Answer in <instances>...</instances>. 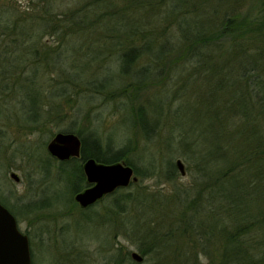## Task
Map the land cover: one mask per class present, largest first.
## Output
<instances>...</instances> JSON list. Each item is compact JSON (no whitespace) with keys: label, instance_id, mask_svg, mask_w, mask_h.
Segmentation results:
<instances>
[{"label":"trees","instance_id":"trees-1","mask_svg":"<svg viewBox=\"0 0 264 264\" xmlns=\"http://www.w3.org/2000/svg\"><path fill=\"white\" fill-rule=\"evenodd\" d=\"M212 1L222 0H38L37 15L29 13L28 18L19 19L24 23H41L43 30L56 38L57 47L50 48V62L57 68L53 70L61 72V81L58 93L51 95L64 98L69 105L87 96L84 92L103 94L108 101L130 98L157 80V84H165L163 88L172 92L174 99L181 101L185 87L176 88L170 81L179 78L187 60H195L194 72L204 73L208 82L218 78L213 85L215 91L227 92L222 100L223 110L233 112L234 127L230 129L227 122L224 144L223 136L215 138L211 149L215 154L208 152L199 156L200 160L190 158L197 142L186 140L183 134L189 132L180 126L176 125L177 130L171 127L173 135L165 144L171 138L182 143L179 152L194 160L196 166L197 180L182 191V196L174 195L178 207L166 211L170 215L171 210V218L183 227L179 230L170 224L161 231L135 230L133 234L142 241L139 251L144 261L136 263L126 253L122 260L129 263L144 264L149 257L153 264H203V256L206 264H264V16L235 13L237 0L224 11L222 21L212 25L207 22V30L191 34L188 27H183L185 21L194 14L211 20L219 11V5L211 6ZM73 40L79 41V53L70 49ZM98 40L111 41L113 47L106 51L102 44L93 48V44L100 43ZM237 41L241 45L234 50ZM241 41L254 46L252 51L244 49ZM234 57L238 61L236 70L228 65ZM223 58L228 62L221 63ZM120 76L125 77V82L115 84V78ZM134 101L135 98L130 99L132 126L147 148L168 124L159 117L153 118L152 101ZM168 103L171 106V99ZM31 117L37 125L44 122L39 114ZM63 132L77 134L82 142L81 157L60 164L61 171L73 182L72 195L89 186L82 166L90 158L106 164L124 161L133 167L138 184L151 177L172 182L180 175L172 158L164 166L150 162L145 169L132 164L130 154L138 147L135 140L118 146L97 128ZM203 160H216L218 169L210 174L209 164L206 167ZM137 191L125 192L120 188L104 198L109 199L111 215L123 216L126 229L135 225L137 219L146 220L137 213L144 211V203L152 193ZM141 196L144 201L140 202ZM167 205L157 202L151 207L152 213L163 212L162 206ZM122 260L114 262L120 264Z\"/></svg>","mask_w":264,"mask_h":264},{"label":"rangeland","instance_id":"rangeland-1","mask_svg":"<svg viewBox=\"0 0 264 264\" xmlns=\"http://www.w3.org/2000/svg\"><path fill=\"white\" fill-rule=\"evenodd\" d=\"M37 1L0 0V203L9 209L16 217L20 230L28 235L32 264H108L121 261L126 253L130 257L132 252L141 254L139 247L142 241L133 232L139 228L142 231L166 229L170 224L175 229H182L183 226L180 227L179 222L171 218V210L178 207L174 195H181L197 180L194 160H188L185 154L179 152L182 143L171 138L170 143L165 144L173 135L171 127L177 130L176 125L180 126L184 132H189V135L183 134L186 140L197 142L192 154L189 153L190 158L194 156L200 160L199 156L208 152L215 154L211 151L215 138L223 136L224 144L227 122L231 124L230 129L234 127L233 112L223 110L222 100L226 99L227 92L215 91L213 85L218 78L213 83L208 82L204 73L194 72L195 60H187L179 78L170 81V85L173 83L176 88L180 85L185 87L181 91V101L174 99L172 92L170 94L163 88L164 83L157 84L158 80L144 92L130 98L117 97L114 101H108L103 94L88 92H84L87 96L70 105L64 98H52L51 93H58L61 81V72L53 70L57 68H53L50 62V48L57 45L56 38L44 31L39 22L24 23L19 20L20 16L28 18L29 13L37 15ZM236 1H212L211 6L219 5V11L213 14L211 20L206 21L205 16L194 14L188 17L183 27H188L191 34L207 30V22L212 25L214 21L215 24L222 21L224 11L233 7ZM235 13L260 18L264 16V0H239ZM98 41L100 43L93 44V48L102 44V49L106 51L108 47H113L111 41ZM238 41L233 44L234 50L241 45ZM240 43L249 51L254 47L245 45L244 41ZM70 49L79 53V41L73 40ZM222 62L227 63L228 59L223 58ZM228 63L236 70V58ZM232 75L235 77L236 72ZM124 80L125 77L120 76L114 81L120 85ZM252 81L250 79V83ZM133 98L134 104L145 99L152 101L150 110L153 118L159 117L168 124L161 131V136L149 143L150 148H145L143 138L132 126L130 99ZM170 99L171 106L168 103ZM36 114L44 121L43 124L33 122L31 116ZM81 127L97 128L118 146L135 140L138 147L130 154V159L138 168L145 169L150 162L164 166L171 158L174 163L180 159L185 165L186 175H178L172 182L162 177H151L139 184L136 182L138 185L133 183L122 188L125 192L144 190L146 195H155L151 194L144 203V211L142 209L141 214L137 213L139 218L142 215L146 220L140 222L137 219L135 225H129L127 229L123 216L110 214L107 198L90 211L82 210L71 194L73 182H69L60 169L62 165L47 151V145L56 133ZM203 163L206 167L209 164L210 174L218 169L216 160H203ZM12 172L18 175L19 182L10 177ZM143 198L141 196L140 202L144 201ZM157 202L168 205L166 208L162 206L163 212L154 215L151 207ZM167 208L171 209L170 215H167ZM206 262V258L201 256V263ZM153 263L152 258L146 257L144 264ZM120 264L135 263L122 260Z\"/></svg>","mask_w":264,"mask_h":264},{"label":"water","instance_id":"water-1","mask_svg":"<svg viewBox=\"0 0 264 264\" xmlns=\"http://www.w3.org/2000/svg\"><path fill=\"white\" fill-rule=\"evenodd\" d=\"M81 139L71 132H58L47 145L49 155L59 161H68L81 157ZM176 167L181 176L186 175L184 163L178 159ZM86 182L90 186L78 192L74 200L82 209H86L117 189L126 188L138 182L132 166L124 161L115 163H100L95 159H87L83 163ZM10 177L18 182L19 177L12 172ZM131 258L142 263L144 257L138 252H132ZM30 243L27 234L18 227L14 215L0 203V264H31ZM108 264H114L110 262Z\"/></svg>","mask_w":264,"mask_h":264},{"label":"flooded vegetation","instance_id":"flooded-vegetation-1","mask_svg":"<svg viewBox=\"0 0 264 264\" xmlns=\"http://www.w3.org/2000/svg\"><path fill=\"white\" fill-rule=\"evenodd\" d=\"M51 157V156H50ZM51 158H53V157H51ZM53 159H55V158H53ZM73 159H75V158H72V159H70V160H68V161H59V160H57V159H55L57 162H59L60 164H62V163H65V162H69V161H72ZM19 181H20V179H19ZM18 181V182H19ZM3 205V204H2ZM89 208V207H88ZM87 209V208H86ZM29 238V237H28Z\"/></svg>","mask_w":264,"mask_h":264}]
</instances>
